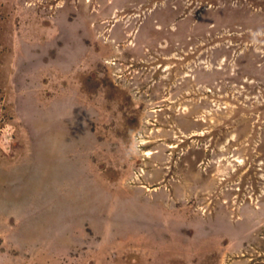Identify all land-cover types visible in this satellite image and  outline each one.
<instances>
[{
    "label": "rangeland",
    "instance_id": "1",
    "mask_svg": "<svg viewBox=\"0 0 264 264\" xmlns=\"http://www.w3.org/2000/svg\"><path fill=\"white\" fill-rule=\"evenodd\" d=\"M0 264H264V0H0Z\"/></svg>",
    "mask_w": 264,
    "mask_h": 264
},
{
    "label": "clouds",
    "instance_id": "2",
    "mask_svg": "<svg viewBox=\"0 0 264 264\" xmlns=\"http://www.w3.org/2000/svg\"><path fill=\"white\" fill-rule=\"evenodd\" d=\"M138 151V149L134 146H130L129 149L127 150V152L125 153V155H132V154H136V152Z\"/></svg>",
    "mask_w": 264,
    "mask_h": 264
},
{
    "label": "bare ground",
    "instance_id": "3",
    "mask_svg": "<svg viewBox=\"0 0 264 264\" xmlns=\"http://www.w3.org/2000/svg\"><path fill=\"white\" fill-rule=\"evenodd\" d=\"M153 16V15H152ZM146 19V18H145ZM145 27V26H144ZM147 27V26H146ZM162 47V46H161Z\"/></svg>",
    "mask_w": 264,
    "mask_h": 264
}]
</instances>
